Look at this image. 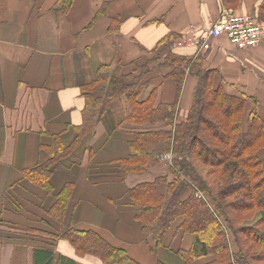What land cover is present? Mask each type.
<instances>
[{"label": "crops", "instance_id": "1", "mask_svg": "<svg viewBox=\"0 0 264 264\" xmlns=\"http://www.w3.org/2000/svg\"><path fill=\"white\" fill-rule=\"evenodd\" d=\"M226 9L264 22V0H0V264H34L38 247L53 249V264L60 254L77 264H102L96 255L77 254L62 236L69 226L97 230L143 264H184L176 251L190 248L194 237L178 219L157 247L151 227L136 217L131 194L140 183L171 178L168 161L127 174L120 164L134 153V132L172 126L129 119L127 95L104 108L93 130L54 165L52 192L24 171L75 139L88 87L104 64L142 75L149 83L138 99H153L155 106L177 101L175 119L182 120L199 82L191 70L197 62L213 70L215 86L245 94L246 110L256 108L264 121V39L253 48L238 47L226 35L203 49L178 43L190 28L192 36L203 35ZM170 51L186 71L180 92L171 66L161 62ZM259 155L264 169V147ZM67 183L69 204L57 221L49 209ZM167 188V181L157 184L160 193ZM55 232L61 233L57 239Z\"/></svg>", "mask_w": 264, "mask_h": 264}, {"label": "trees", "instance_id": "2", "mask_svg": "<svg viewBox=\"0 0 264 264\" xmlns=\"http://www.w3.org/2000/svg\"><path fill=\"white\" fill-rule=\"evenodd\" d=\"M69 6L64 4L66 9ZM161 62L171 66L170 75L180 92L186 71L179 56L170 51ZM197 66V62L191 66L192 71L199 73L192 106L184 119L176 120L177 101L160 102L157 106L153 99L140 101L138 96L148 80L124 72L120 63L115 67L102 65L97 79L88 87L99 95L88 93L83 123L77 127L75 139L66 147L57 148L48 160L25 170L24 175L52 192L54 165L69 156L84 135L93 130L103 109L125 94L132 109L129 119H163L172 126L134 132L130 138L134 153L120 161L127 174L143 171L167 153L172 155L168 162L171 178L160 176L131 190L136 217L145 227H151L157 247L164 245L166 234L180 219V228L194 237L190 248L176 251L184 264H264V169L259 155L264 147V121L256 108L246 110L245 94L215 86L213 70ZM164 181L168 188L163 194L157 184ZM71 190L69 183L62 186L49 209L57 221L66 215ZM60 235L55 232L54 237ZM62 236L72 243L78 255H96L102 264H143L97 230L69 226ZM53 261V249H35L34 264ZM56 264H77V260L60 254Z\"/></svg>", "mask_w": 264, "mask_h": 264}, {"label": "built area", "instance_id": "3", "mask_svg": "<svg viewBox=\"0 0 264 264\" xmlns=\"http://www.w3.org/2000/svg\"><path fill=\"white\" fill-rule=\"evenodd\" d=\"M221 35H226L238 47L253 48L264 39V22L259 21L253 14H242L226 9L215 20L209 22L203 35L192 36L190 28L178 43L203 49L210 47L211 40ZM162 158L171 162L172 155L167 153Z\"/></svg>", "mask_w": 264, "mask_h": 264}]
</instances>
